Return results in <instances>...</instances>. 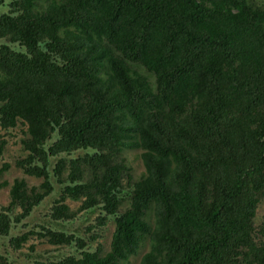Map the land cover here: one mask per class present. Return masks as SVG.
<instances>
[{"label":"trees","instance_id":"1","mask_svg":"<svg viewBox=\"0 0 264 264\" xmlns=\"http://www.w3.org/2000/svg\"><path fill=\"white\" fill-rule=\"evenodd\" d=\"M15 130L0 264H264V3L0 0Z\"/></svg>","mask_w":264,"mask_h":264},{"label":"rangeland","instance_id":"2","mask_svg":"<svg viewBox=\"0 0 264 264\" xmlns=\"http://www.w3.org/2000/svg\"><path fill=\"white\" fill-rule=\"evenodd\" d=\"M257 3H264V0H254ZM13 137H10L7 139V144L4 149L3 153V163L9 164V168L4 171L0 175V183L3 181L8 182V184L11 183L12 179L18 176H21V171L18 167L14 165V160L16 157L22 155V151L20 149V145L18 142H16V135L17 132L16 130L11 133ZM140 150L139 149H124L122 152V155L125 156L127 164L131 167V173L133 175V178L138 179L141 173L143 172V165L140 159ZM29 182L38 184L40 181L39 179H34V178H28ZM8 189L9 185L0 187V204H4L7 201L8 197ZM69 205L72 208L77 207V203L71 200H67ZM257 222L264 221V202L262 201L260 204L259 208V213L256 219ZM112 223L110 222L107 227H106V232L105 236L103 238V244L105 250L108 249V241H109V236L110 232L112 230ZM41 247V245H39ZM148 250V245L147 243L142 244L140 247L138 253L132 257H130L129 261L127 264H137L141 255Z\"/></svg>","mask_w":264,"mask_h":264}]
</instances>
